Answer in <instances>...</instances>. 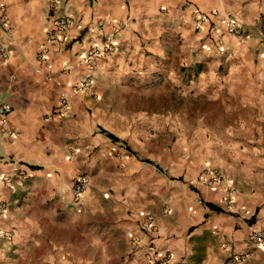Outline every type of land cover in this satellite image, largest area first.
<instances>
[{
  "label": "crops",
  "instance_id": "obj_1",
  "mask_svg": "<svg viewBox=\"0 0 264 264\" xmlns=\"http://www.w3.org/2000/svg\"><path fill=\"white\" fill-rule=\"evenodd\" d=\"M0 4L5 16L0 42L9 53L7 63H0V104L10 107L0 123V179L10 181V186L0 181V264H19L20 257H26L25 251L40 235L39 212L47 203L49 208L95 210L88 198L102 191L98 172L106 162L116 166V148L98 133L99 129L110 133L100 116L108 113L106 82L131 71L146 74L160 64L167 49H173L179 66H201L193 83L197 89L211 87L234 98L242 89L264 90L261 77L253 74L256 54L259 59L264 56V0H0ZM197 14L207 17L194 30L192 18ZM61 20L67 24L58 32ZM229 21L235 23L236 34L226 33ZM93 49L98 53L87 60ZM227 63L229 70L217 74L216 68ZM86 80L90 83L84 89L73 90ZM59 93L66 95L64 107L59 105ZM7 131L12 138L5 136ZM234 148L231 141L212 143L190 164L179 160L177 165V160L165 166L171 170L166 188L164 177L155 176V187L140 194L131 209L130 264H148V247L170 255L169 264L264 262V249L250 241L251 231L264 230V170L254 179L255 168H245ZM208 165L223 176L213 187L198 181V173ZM134 168L140 170V165ZM18 173L25 180L20 181ZM78 176L87 179V186L75 204L70 187ZM226 189L233 204L229 211L220 205ZM206 204L223 212H213ZM3 233H12L10 242L1 239ZM236 255H245V260L234 262Z\"/></svg>",
  "mask_w": 264,
  "mask_h": 264
},
{
  "label": "rangeland",
  "instance_id": "obj_2",
  "mask_svg": "<svg viewBox=\"0 0 264 264\" xmlns=\"http://www.w3.org/2000/svg\"><path fill=\"white\" fill-rule=\"evenodd\" d=\"M177 53L167 49L160 64L146 74L131 71L118 81L106 82L110 86L104 91L108 113L100 115L101 123L119 142L112 143L116 148L115 168L106 162L98 172L101 176L96 177L102 191L88 192L95 210L49 208L47 203L39 212L37 228L41 232L36 244L25 251L26 257H20L19 264H130L128 234L134 231L130 214L141 200L140 194H148L155 187L156 175L164 177L166 188L170 169L165 166L175 165L177 160V165L180 161L190 164L212 143L221 146L231 141L243 166L255 168L254 179L261 177L264 90L239 89V97L234 98L211 87L197 89L193 83L201 66H179ZM256 59L253 74L261 77L264 86V56L259 59L256 54ZM226 70L228 63L217 67L216 73ZM174 157L178 159L173 161ZM141 160L151 161L162 172ZM133 165H140V170ZM259 263L264 264L261 259Z\"/></svg>",
  "mask_w": 264,
  "mask_h": 264
},
{
  "label": "built area",
  "instance_id": "obj_3",
  "mask_svg": "<svg viewBox=\"0 0 264 264\" xmlns=\"http://www.w3.org/2000/svg\"><path fill=\"white\" fill-rule=\"evenodd\" d=\"M211 16H215L214 14ZM207 16H203L201 14H197L192 18V26L194 30H198L200 25L205 21ZM5 22V16H4V7L0 4V25L4 24ZM67 24L66 20H61L57 23L56 29L58 32H61L64 30L65 26ZM237 30H236V25L233 21H229L226 23V33L228 34H236ZM48 42H50V40H48ZM217 46H221L220 41L217 42ZM98 53V50L93 49L90 52L87 53L86 55V59H90L91 57L95 56ZM9 59V53L7 52L6 48L4 47V45L0 42V63L1 64H5L7 63ZM35 73L40 74V70L36 69ZM90 83L89 80L84 81L83 83H81L80 85L76 86L73 88L74 91H81L82 89H84L85 86H87ZM58 101H59V105L61 107H64L66 105V95L64 93H59L58 95ZM10 113V107L7 104H0V123H2L5 118L8 116V114ZM5 136L7 138H12L13 134L10 132H6ZM20 181L21 180H25V175L22 173H18L16 176ZM221 175L208 167H205L199 177H198V181L200 183H202L203 185H205L206 187H213L216 184H218L221 181ZM0 181L2 183H4L7 186H10V181H8V179L6 177H1ZM87 186V179L84 176H78L75 179H73L72 183H71V187H70V197L72 202H74L75 204H79L81 199H82V195L83 192L85 190ZM224 205V207L227 210H232L233 209V204L230 200V191L228 189H226L225 191V196L222 199V203ZM12 238V233H3L1 235V239L4 242H10ZM250 241L251 243L261 249H264V230H260V229H256L250 232ZM243 256L242 255H236L233 256L232 259L234 262H240L243 260ZM170 255L163 253V254H159L156 251H154V249H151L150 247H148V251L146 254V260L148 262V264H169L170 263Z\"/></svg>",
  "mask_w": 264,
  "mask_h": 264
},
{
  "label": "trees",
  "instance_id": "obj_4",
  "mask_svg": "<svg viewBox=\"0 0 264 264\" xmlns=\"http://www.w3.org/2000/svg\"><path fill=\"white\" fill-rule=\"evenodd\" d=\"M194 74L196 75V74H197V71H195ZM98 133H100V134H102L103 136H105V137H106L111 143H113V144H116V143L119 142L118 139H117L115 136H113V135L110 134V133H107L106 131H104V130H102V129H99ZM142 162L145 163V164H147V165L153 166V168H154L157 172H159V173L162 172L161 168L158 167L156 164L152 163L151 161H148V160H142ZM205 206H206L209 210H211V211H213V212H216V213H221V212H223L220 208L215 207V206H213V205H211V204H206Z\"/></svg>",
  "mask_w": 264,
  "mask_h": 264
}]
</instances>
